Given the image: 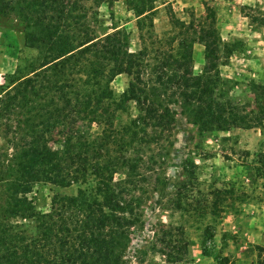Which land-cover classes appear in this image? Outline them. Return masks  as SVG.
Instances as JSON below:
<instances>
[{
	"label": "trees",
	"instance_id": "trees-1",
	"mask_svg": "<svg viewBox=\"0 0 264 264\" xmlns=\"http://www.w3.org/2000/svg\"><path fill=\"white\" fill-rule=\"evenodd\" d=\"M151 9L136 7L140 46L131 51L124 29L98 34L84 9L63 0H0V15L22 23L24 45L36 51L0 85V135L12 151L7 160L0 148V264H130L124 254L147 193L166 186L173 105L181 104L200 137L264 129V112L243 113L229 94L219 73L223 45L208 14L195 41L193 22L175 18L182 38L148 32L147 40ZM195 42L204 48L199 73ZM119 75L128 82L116 97L110 83ZM188 175L173 192L177 210L196 185ZM37 184L75 193H53V208L40 211L28 198ZM159 242L165 264L184 260L188 242L179 228L162 230ZM256 252V264H264V247ZM216 264L231 260L218 256Z\"/></svg>",
	"mask_w": 264,
	"mask_h": 264
},
{
	"label": "rangeland",
	"instance_id": "rangeland-1",
	"mask_svg": "<svg viewBox=\"0 0 264 264\" xmlns=\"http://www.w3.org/2000/svg\"><path fill=\"white\" fill-rule=\"evenodd\" d=\"M77 12H86V23L101 34L117 27L129 33V49L140 46L135 11L139 3L151 9V23L142 30L157 37L182 38L172 18L193 22L192 41L202 32V17L213 21L222 42L224 65L222 78L229 80L230 96L247 115L264 112V0H63ZM204 48L192 45V67L199 73ZM36 51L24 45L23 25L11 16L0 15V85L17 67H24ZM128 79L119 75L110 83L117 97ZM175 128L163 166L165 184L157 192L148 191L125 251L130 264H165L159 251L162 230L177 227L187 240V254L179 264H216L218 256H228L231 264H256V246L264 247V129L229 128L200 137L197 128L184 114L181 104L172 106ZM94 125L93 130L97 131ZM0 148L12 151L0 135ZM8 161L4 162L7 164ZM189 177L196 182L181 200L183 209H175L173 192ZM187 177V176H186ZM166 187V188H165ZM74 194L75 188L59 189L37 184L28 198L37 210L53 208V193ZM175 233V232H173ZM176 237V236H175ZM174 237V238H175Z\"/></svg>",
	"mask_w": 264,
	"mask_h": 264
}]
</instances>
